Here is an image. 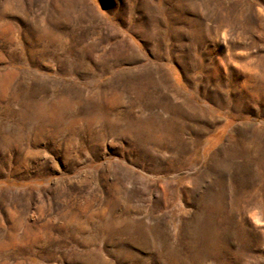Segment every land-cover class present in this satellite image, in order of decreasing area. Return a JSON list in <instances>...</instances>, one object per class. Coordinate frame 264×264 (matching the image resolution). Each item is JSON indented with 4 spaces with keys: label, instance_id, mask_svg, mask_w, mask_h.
<instances>
[{
    "label": "rangeland",
    "instance_id": "1",
    "mask_svg": "<svg viewBox=\"0 0 264 264\" xmlns=\"http://www.w3.org/2000/svg\"><path fill=\"white\" fill-rule=\"evenodd\" d=\"M0 264H264V0H0Z\"/></svg>",
    "mask_w": 264,
    "mask_h": 264
}]
</instances>
